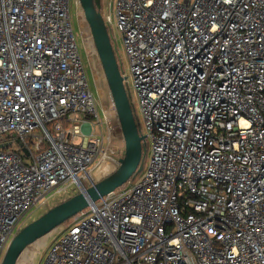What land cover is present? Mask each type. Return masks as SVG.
<instances>
[{"label": "built area", "instance_id": "1", "mask_svg": "<svg viewBox=\"0 0 264 264\" xmlns=\"http://www.w3.org/2000/svg\"><path fill=\"white\" fill-rule=\"evenodd\" d=\"M114 17L148 162L42 264H264V0H115ZM108 121L69 0H0V263L47 195L112 172Z\"/></svg>", "mask_w": 264, "mask_h": 264}, {"label": "water", "instance_id": "2", "mask_svg": "<svg viewBox=\"0 0 264 264\" xmlns=\"http://www.w3.org/2000/svg\"><path fill=\"white\" fill-rule=\"evenodd\" d=\"M84 19L99 59L111 96L115 116L124 141L123 156L109 174L98 178L88 187L80 185L77 193L48 208L18 229L9 241L0 264H15L20 253L35 240L57 227L71 216L132 179L143 169L147 153L145 135L138 129L129 92L121 74L117 52L111 42L109 26L100 12V0H79ZM20 144V143H19ZM27 154L26 148H22Z\"/></svg>", "mask_w": 264, "mask_h": 264}, {"label": "rangeland", "instance_id": "3", "mask_svg": "<svg viewBox=\"0 0 264 264\" xmlns=\"http://www.w3.org/2000/svg\"><path fill=\"white\" fill-rule=\"evenodd\" d=\"M101 7L100 12L103 17L110 14L111 22L109 24V32L111 35V42L116 49L117 56L120 61L121 70L126 76L125 83L129 88V92L131 93V78L129 66L123 51L122 38L120 32L116 27V19L114 17V2L115 0H111V9L107 8V0H100ZM69 15L70 21L73 29V33L75 36L76 44L78 47V51L80 53L82 63L86 72V76L89 82L90 90L94 96L96 110L99 116H103L107 114L110 121L107 123H103L92 128L95 132H99L100 130L103 134L107 135V132L111 134V139L113 145L118 148L119 154L123 155L124 152V141L121 133L119 132L118 121L116 119L115 113L112 115L113 111V103L111 100V96L106 84V80L97 57L95 47L90 35L89 27L84 19L82 9L79 4V0H69ZM134 113L137 119V123L139 124V128L142 126V118L138 107L134 105ZM147 155L143 161V169L135 175V178L140 176L144 169L146 168V164L148 162L149 154H150V146L148 142V138H145ZM116 164L113 168L117 167ZM112 170V171H113ZM101 178V177H100ZM132 180H128L124 182L122 185L115 188V192H119L125 189H128ZM77 193V188L74 184H71L66 192L61 193H51L47 195L45 201L30 209L27 214L24 216L22 220V226L28 223L30 220L35 219L48 208L56 205L57 203L67 199L73 194ZM66 226V221L58 225L57 227L50 230L48 233L43 235L42 237L35 240L31 245L27 246L18 256L15 264H42L49 252L50 246L52 243L57 241L64 233V229ZM10 241V240H9Z\"/></svg>", "mask_w": 264, "mask_h": 264}, {"label": "trees", "instance_id": "4", "mask_svg": "<svg viewBox=\"0 0 264 264\" xmlns=\"http://www.w3.org/2000/svg\"><path fill=\"white\" fill-rule=\"evenodd\" d=\"M147 149V148H146ZM146 155H147V153H146ZM146 157V156H145ZM145 159V158H144ZM31 221V220H30Z\"/></svg>", "mask_w": 264, "mask_h": 264}]
</instances>
